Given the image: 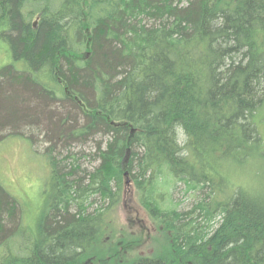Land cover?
I'll list each match as a JSON object with an SVG mask.
<instances>
[{
	"label": "trees",
	"instance_id": "trees-1",
	"mask_svg": "<svg viewBox=\"0 0 264 264\" xmlns=\"http://www.w3.org/2000/svg\"><path fill=\"white\" fill-rule=\"evenodd\" d=\"M0 44V140L49 168L32 234L0 183V264H80L126 175L165 242L130 264H264V0H0Z\"/></svg>",
	"mask_w": 264,
	"mask_h": 264
},
{
	"label": "rangeland",
	"instance_id": "rangeland-1",
	"mask_svg": "<svg viewBox=\"0 0 264 264\" xmlns=\"http://www.w3.org/2000/svg\"><path fill=\"white\" fill-rule=\"evenodd\" d=\"M5 45L0 44V67L8 62L5 56ZM258 130L264 142V103L258 117ZM16 132L18 135H7L0 140V183L19 202V213L23 214V226L32 234L35 221L44 209L49 188L46 185L48 164L41 136L30 142L33 133ZM32 143V144H31ZM74 151L85 150L81 144L72 146ZM264 160V159H263ZM80 167L92 169L97 161L91 158H79ZM247 168V167H246ZM243 172L232 170L236 181L244 182L247 188L261 186L264 182V161H259L255 171L250 167ZM254 172V173H253ZM128 182L122 187L119 199L110 208L105 219L108 222L99 235V240L90 246L80 264H130L137 256L160 254L164 250V234L140 205L130 175ZM234 180V179H233ZM263 186V185H262ZM174 191V199L180 202L179 208L186 207L190 200L181 193ZM107 204L105 203L104 206ZM99 207L98 203L94 208ZM22 235L16 238L22 241ZM85 252V251H84Z\"/></svg>",
	"mask_w": 264,
	"mask_h": 264
},
{
	"label": "bare ground",
	"instance_id": "bare-ground-1",
	"mask_svg": "<svg viewBox=\"0 0 264 264\" xmlns=\"http://www.w3.org/2000/svg\"><path fill=\"white\" fill-rule=\"evenodd\" d=\"M35 23V24H34ZM33 26L35 27L36 26V20H34V22H33ZM101 152V151H100Z\"/></svg>",
	"mask_w": 264,
	"mask_h": 264
},
{
	"label": "water",
	"instance_id": "water-1",
	"mask_svg": "<svg viewBox=\"0 0 264 264\" xmlns=\"http://www.w3.org/2000/svg\"><path fill=\"white\" fill-rule=\"evenodd\" d=\"M35 24V23H34Z\"/></svg>",
	"mask_w": 264,
	"mask_h": 264
}]
</instances>
